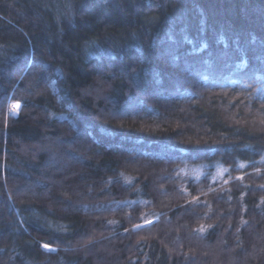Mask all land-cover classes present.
Returning a JSON list of instances; mask_svg holds the SVG:
<instances>
[{
    "label": "trees",
    "instance_id": "1",
    "mask_svg": "<svg viewBox=\"0 0 264 264\" xmlns=\"http://www.w3.org/2000/svg\"><path fill=\"white\" fill-rule=\"evenodd\" d=\"M0 264H264V0H0Z\"/></svg>",
    "mask_w": 264,
    "mask_h": 264
},
{
    "label": "rangeland",
    "instance_id": "2",
    "mask_svg": "<svg viewBox=\"0 0 264 264\" xmlns=\"http://www.w3.org/2000/svg\"><path fill=\"white\" fill-rule=\"evenodd\" d=\"M15 106H18V107H15ZM20 109H21L20 103L10 101L8 104V108H7V116L9 118L10 117H17ZM222 174H223L222 171H219V175L221 176ZM151 223L152 222H148V223L143 224L142 226H147V225H150ZM45 249L48 251H54V249L51 247H45Z\"/></svg>",
    "mask_w": 264,
    "mask_h": 264
},
{
    "label": "snow or ice",
    "instance_id": "3",
    "mask_svg": "<svg viewBox=\"0 0 264 264\" xmlns=\"http://www.w3.org/2000/svg\"><path fill=\"white\" fill-rule=\"evenodd\" d=\"M15 107H18V106H15ZM201 230H203V229H201Z\"/></svg>",
    "mask_w": 264,
    "mask_h": 264
}]
</instances>
